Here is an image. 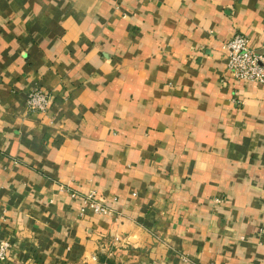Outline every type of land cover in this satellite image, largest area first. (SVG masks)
<instances>
[{
	"label": "crops",
	"instance_id": "1",
	"mask_svg": "<svg viewBox=\"0 0 264 264\" xmlns=\"http://www.w3.org/2000/svg\"><path fill=\"white\" fill-rule=\"evenodd\" d=\"M236 34L264 54V0H0V264H264V85L228 70Z\"/></svg>",
	"mask_w": 264,
	"mask_h": 264
},
{
	"label": "built area",
	"instance_id": "2",
	"mask_svg": "<svg viewBox=\"0 0 264 264\" xmlns=\"http://www.w3.org/2000/svg\"><path fill=\"white\" fill-rule=\"evenodd\" d=\"M249 38L244 34H236L225 46L228 58V70L239 83H258L264 85V54L259 55L250 49ZM52 105V96L40 87L33 88L27 99V107L32 113L47 115ZM73 197H76L74 194ZM84 206H89L96 214L114 215V209L99 199L97 194L86 196ZM11 244L0 242V263L9 257ZM93 264H107L98 256L93 257Z\"/></svg>",
	"mask_w": 264,
	"mask_h": 264
}]
</instances>
